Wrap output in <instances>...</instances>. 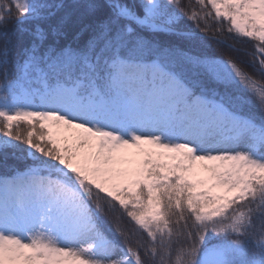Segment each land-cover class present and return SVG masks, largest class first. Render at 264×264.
Returning a JSON list of instances; mask_svg holds the SVG:
<instances>
[{
	"label": "snow or ice",
	"instance_id": "1",
	"mask_svg": "<svg viewBox=\"0 0 264 264\" xmlns=\"http://www.w3.org/2000/svg\"><path fill=\"white\" fill-rule=\"evenodd\" d=\"M0 264H264V0H0Z\"/></svg>",
	"mask_w": 264,
	"mask_h": 264
},
{
	"label": "trees",
	"instance_id": "2",
	"mask_svg": "<svg viewBox=\"0 0 264 264\" xmlns=\"http://www.w3.org/2000/svg\"><path fill=\"white\" fill-rule=\"evenodd\" d=\"M182 2L187 4V3H189V0H182ZM193 2H194V0H193ZM9 26H11V25H9ZM220 39H225V37H220ZM227 42L228 43H232L231 40H228ZM209 43H212V41L209 40ZM212 47H213V50H219V51H224L225 50L223 45H217L215 43H212ZM237 47H243V46L238 44Z\"/></svg>",
	"mask_w": 264,
	"mask_h": 264
}]
</instances>
